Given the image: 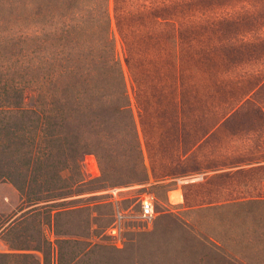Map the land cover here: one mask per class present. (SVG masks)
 <instances>
[{
	"label": "rangeland",
	"instance_id": "374dc122",
	"mask_svg": "<svg viewBox=\"0 0 264 264\" xmlns=\"http://www.w3.org/2000/svg\"><path fill=\"white\" fill-rule=\"evenodd\" d=\"M244 1L253 9L259 5V0L194 1L180 19L203 23L185 29L184 45L193 41L198 49L215 45L217 38L227 42L233 34L204 32L203 25L225 18ZM19 5L20 0H0V264H264V203L249 196L257 193L264 169L245 171L258 163L203 168L206 162L199 165L178 148L174 155L175 129L167 133L168 141L158 143L161 151L149 155L129 82L140 160L125 143L98 146L95 128L87 131L93 145L73 152L54 144L50 130L37 132L34 117L5 111L32 77L22 69ZM109 10L112 14V0ZM111 29L128 78L113 18ZM26 60L32 70L31 47ZM30 95L25 90L23 103ZM255 118L235 119L222 136L236 135L240 125ZM147 120L175 122L176 117ZM181 120L184 150L193 137L189 125L197 119ZM71 153L76 158L71 160ZM112 154L128 158L111 159ZM164 169L172 173L164 175ZM113 187L122 189L119 207L126 211L119 232L113 231L117 206L108 192ZM177 189L182 201L172 203L168 192ZM146 192L156 197L157 210L148 225L136 216L137 201Z\"/></svg>",
	"mask_w": 264,
	"mask_h": 264
},
{
	"label": "trees",
	"instance_id": "16d2710c",
	"mask_svg": "<svg viewBox=\"0 0 264 264\" xmlns=\"http://www.w3.org/2000/svg\"><path fill=\"white\" fill-rule=\"evenodd\" d=\"M194 1L206 0H112L111 14L110 0H20L22 69L32 77L5 111L34 117L37 132L50 130L54 144L73 152L93 145L87 131L95 128L98 146L122 142L140 160L129 82L149 155L175 129L174 155L178 148L197 164L206 162L203 168L258 163L245 171L264 169V0L254 9L244 1L225 18L202 24L204 32L233 35L198 49L193 41L187 48L183 37L185 29L203 21L180 19ZM112 18L128 78L116 52ZM30 47L32 70L26 60ZM25 90L31 92L29 103H23ZM159 115L176 120L148 122ZM186 116L197 121L189 125L193 137L183 150L179 129ZM252 116L257 121L249 119L234 126L236 135L222 136L232 121ZM119 132L127 138L119 140ZM263 180L249 196L264 203Z\"/></svg>",
	"mask_w": 264,
	"mask_h": 264
},
{
	"label": "built area",
	"instance_id": "2783aa9c",
	"mask_svg": "<svg viewBox=\"0 0 264 264\" xmlns=\"http://www.w3.org/2000/svg\"><path fill=\"white\" fill-rule=\"evenodd\" d=\"M93 160L92 162H94L95 164V160L94 161ZM121 190L122 189L120 187H113L108 190L112 198V202H114L117 206L115 208L114 218H113L114 232L116 231L119 232L121 230L120 228L126 213V211L120 209L119 207V203L123 200V197L120 194ZM137 202H138V210L136 216L142 222H145L148 225L149 223H151V221L157 214L156 205H155L156 197L154 196V194L146 192L142 194V196L138 199Z\"/></svg>",
	"mask_w": 264,
	"mask_h": 264
},
{
	"label": "bare ground",
	"instance_id": "6f19581e",
	"mask_svg": "<svg viewBox=\"0 0 264 264\" xmlns=\"http://www.w3.org/2000/svg\"><path fill=\"white\" fill-rule=\"evenodd\" d=\"M169 199L172 203H177L182 201V194L177 190H171L169 193Z\"/></svg>",
	"mask_w": 264,
	"mask_h": 264
},
{
	"label": "crops",
	"instance_id": "0c3cea01",
	"mask_svg": "<svg viewBox=\"0 0 264 264\" xmlns=\"http://www.w3.org/2000/svg\"><path fill=\"white\" fill-rule=\"evenodd\" d=\"M169 193V192H168ZM178 203V202H177Z\"/></svg>",
	"mask_w": 264,
	"mask_h": 264
}]
</instances>
